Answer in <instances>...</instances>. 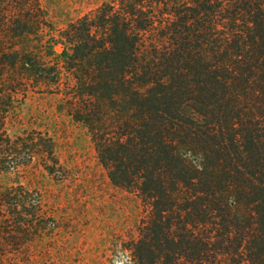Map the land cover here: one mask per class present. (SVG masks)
Masks as SVG:
<instances>
[{
    "label": "trees",
    "instance_id": "trees-1",
    "mask_svg": "<svg viewBox=\"0 0 264 264\" xmlns=\"http://www.w3.org/2000/svg\"><path fill=\"white\" fill-rule=\"evenodd\" d=\"M41 13L0 0L2 172L35 153L57 164L50 139L30 152L4 131L26 85L60 73L33 57ZM57 43L71 116L147 208L132 264H264V0H111ZM43 220L36 193L0 188V264Z\"/></svg>",
    "mask_w": 264,
    "mask_h": 264
},
{
    "label": "rangeland",
    "instance_id": "rangeland-1",
    "mask_svg": "<svg viewBox=\"0 0 264 264\" xmlns=\"http://www.w3.org/2000/svg\"><path fill=\"white\" fill-rule=\"evenodd\" d=\"M109 1L38 0L43 24L33 57L56 64L60 73L55 78L44 72L26 85L4 131L23 138L30 152L44 150L40 137L50 139L57 164L35 153L27 163L0 171V188L21 185L36 193L44 217L37 235L8 250V264H132L129 248L147 208L138 192L109 180L88 128L71 116L74 81L61 69L57 43L68 24ZM48 44L55 45L54 53Z\"/></svg>",
    "mask_w": 264,
    "mask_h": 264
}]
</instances>
